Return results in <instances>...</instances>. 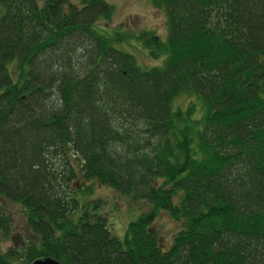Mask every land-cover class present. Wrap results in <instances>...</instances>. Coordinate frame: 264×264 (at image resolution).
<instances>
[{"label": "trees", "instance_id": "16d2710c", "mask_svg": "<svg viewBox=\"0 0 264 264\" xmlns=\"http://www.w3.org/2000/svg\"><path fill=\"white\" fill-rule=\"evenodd\" d=\"M153 3L145 68L98 27L107 0H0V235L16 203L38 237L0 264H264V0ZM87 183L149 210L121 239Z\"/></svg>", "mask_w": 264, "mask_h": 264}, {"label": "rangeland", "instance_id": "374dc122", "mask_svg": "<svg viewBox=\"0 0 264 264\" xmlns=\"http://www.w3.org/2000/svg\"><path fill=\"white\" fill-rule=\"evenodd\" d=\"M75 4L81 5L84 0H71ZM114 6L115 12L111 20H102L98 27L111 37L119 34L123 37V43L116 47L119 50L133 54L139 64L145 68H151L161 64V60H154L149 56L145 47L134 37L143 31H152L162 39L168 35L167 19L164 10L156 8L153 0H107ZM2 10V9H1ZM191 101L199 102L194 95L180 96L175 107L185 109ZM72 159H75L74 156ZM94 189V194L86 199L101 200L103 207L101 211L108 217L114 233L124 239L132 221L139 218L142 212L149 210L144 203L133 202L127 196L121 195L108 186L98 183H87ZM7 210L11 217V231L9 237L0 235V246L3 253L10 250L24 251L32 241L33 231L29 228L26 214L23 208L16 203L7 205ZM154 228L159 232L163 247H169L175 234L179 232L181 226L174 222L167 213L162 212L154 224ZM36 237V236H35ZM38 244V241H37ZM13 264H28L27 259L12 260Z\"/></svg>", "mask_w": 264, "mask_h": 264}, {"label": "water", "instance_id": "95a60500", "mask_svg": "<svg viewBox=\"0 0 264 264\" xmlns=\"http://www.w3.org/2000/svg\"><path fill=\"white\" fill-rule=\"evenodd\" d=\"M33 264H62V263L54 258H44L34 261Z\"/></svg>", "mask_w": 264, "mask_h": 264}, {"label": "flooded vegetation", "instance_id": "af4514ba", "mask_svg": "<svg viewBox=\"0 0 264 264\" xmlns=\"http://www.w3.org/2000/svg\"><path fill=\"white\" fill-rule=\"evenodd\" d=\"M32 238H36V239H38V237H37V236L35 237V235H34V234H33V237H32ZM34 240H35V239H34Z\"/></svg>", "mask_w": 264, "mask_h": 264}]
</instances>
